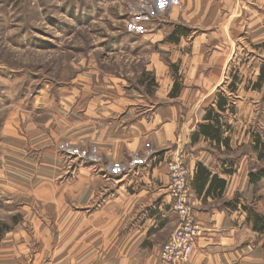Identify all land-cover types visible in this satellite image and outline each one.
<instances>
[{"label": "rangeland", "instance_id": "374dc122", "mask_svg": "<svg viewBox=\"0 0 264 264\" xmlns=\"http://www.w3.org/2000/svg\"><path fill=\"white\" fill-rule=\"evenodd\" d=\"M211 1L221 17L245 21L244 0ZM181 5L176 0H0V153L12 140L8 177L19 182L17 190L0 191V224L8 226L0 236V254L23 264H102L117 219L103 207L105 194L132 191L133 184L139 189L153 149H163L168 161L171 151L187 148L178 140L181 124L190 112L185 131L191 130L217 90L236 108L235 115L223 116L239 143L231 141L232 150L223 148L224 153L205 146L221 160L245 155L253 173L264 167L251 148L253 134L264 137V83L249 88L264 64L259 46L264 41L237 36L226 83L215 90L192 88L201 82L188 67L195 64L191 55L199 43L193 38L210 32L203 51L217 49L218 26L195 25ZM233 76L239 83L231 94L227 85ZM171 107L178 108L174 114H160ZM139 121L154 128L171 121L175 141L155 147L148 140L150 151L140 152L129 145L119 157L123 141L147 138L149 127L140 128ZM133 124L136 138L128 136ZM105 139L109 143L103 144ZM5 155L3 148L4 171ZM26 161L30 165H23ZM21 182H28L26 188ZM65 187L72 197L62 198ZM33 192L39 197L29 198ZM243 194L248 210L264 216V177ZM247 239L264 248V232L250 228Z\"/></svg>", "mask_w": 264, "mask_h": 264}, {"label": "crops", "instance_id": "0c3cea01", "mask_svg": "<svg viewBox=\"0 0 264 264\" xmlns=\"http://www.w3.org/2000/svg\"><path fill=\"white\" fill-rule=\"evenodd\" d=\"M210 2L212 1L176 0V4L181 5L182 3V12H186L191 17L188 20L194 21L195 25L210 24L218 26L213 32L218 41V48L215 49L213 45L212 51H203V43L211 39L212 35L210 32L202 33L203 36H195L193 40L199 42L197 43L198 48L193 49V54L191 55L195 64L190 66L182 65L183 67H190V70L200 75L194 76L195 79L201 81L198 84L195 83L192 87L197 90L210 88L215 90L223 82L226 83L225 72L228 65V57L231 56L233 49L232 41L237 36L243 37L247 35L250 40L264 41V0L242 1L241 7L245 8L243 14L246 17L245 21L242 22H236V20L232 19L228 20L225 16L224 18L221 17L219 15V7H215ZM210 13H213V16H210ZM219 49L220 51H218ZM259 66L256 74H258ZM189 77L190 74H187L185 78L188 79ZM238 83L239 81H236L237 87ZM216 96L217 92L213 95V99L206 106L204 105L205 107L199 112L201 119H195V124L205 121L206 110L210 105L215 106ZM199 102L201 101L199 100ZM177 109V107H171V109L165 110L160 114H174ZM224 114L235 115V106L233 112L226 109L224 113H221V120L228 125L224 136L230 137L229 149H226L222 143L217 144L201 134L195 140H192V134L196 131L197 124H194L188 132L185 131L190 126V112L189 117L181 124L182 132L178 136V140L181 142V138H183L181 143L184 145L188 143L187 148L183 149V154L184 161L191 173V211L200 224V231L187 261L180 264H264V248L261 247V244L257 246V244L249 243L247 239V231L250 228L255 232L256 230L249 223L247 210L244 209V206H246L244 197L241 196L244 195L243 192L246 193L248 186L251 184L249 182V173L252 170H249L245 164L247 162L245 155H241L235 160L232 156L227 155L224 160H221L214 150L205 146V143L214 145L224 153L223 148L230 151L231 147L232 150L231 141L235 142L238 140L239 137L234 135L235 131L231 121L228 123V120L223 116ZM161 115L156 120L161 121ZM179 116L180 114H178L177 118ZM173 118L175 119V115ZM156 123L159 122L157 121ZM139 126L140 128L149 127L148 130L151 133L146 132L148 139L143 137V141H123V144L120 145L121 149L117 150L120 152L119 157L125 154V147L128 148L129 145L136 146L138 149L134 147L136 148L134 150L140 152L148 149L146 147L148 140L155 147L164 146L166 143L170 144L175 141L177 133L175 132V125L171 121L163 124L161 128H154V126H149L147 122L142 121H139ZM130 128L134 131H131ZM128 133V136L135 134L136 138L134 124L129 126ZM10 141L13 143L12 140ZM11 143L7 144L6 142L3 145L6 153L5 158L7 156V147H11ZM107 143H109L107 139L103 140V144ZM3 148L0 153L1 158H3ZM148 150L150 151V149ZM113 151L115 150H112L111 153ZM163 151V149H153L151 151L146 168L147 171L141 178L142 182L138 184L139 189L133 184L134 186L129 189L132 191L126 192V189L121 191L122 188H120L115 193L105 194L103 207L104 209H110L109 211L113 217L117 214V219L111 225L114 234L111 242V252L105 256L106 259L102 264H156L161 246L169 238L178 221L177 215L171 209L172 196L168 190L169 180L166 169L168 155L166 156ZM110 157L112 156L110 155ZM8 159H5V171L2 166V159H0V191L17 190L19 187V182L9 180L8 170L11 165H8ZM23 165L30 164L26 161ZM200 167L205 169L209 175L203 188L198 192L195 185L196 175H199ZM213 175L225 181L224 189L219 195L212 192L206 194V189ZM39 183H37L38 187ZM20 184L26 188L28 182H21ZM31 195L29 197L31 199L36 198V196L39 197L37 193H31ZM82 195H79L80 198H83L84 195ZM53 196L50 195L49 197ZM69 197H72V191L69 190V187H65L62 198ZM228 202L232 205H227L226 203ZM79 229L83 230L84 228L80 227ZM116 233L117 235L115 236ZM70 247L72 250L75 249L72 246ZM107 260L108 262H106ZM0 264H23V261L4 252L0 254Z\"/></svg>", "mask_w": 264, "mask_h": 264}, {"label": "trees", "instance_id": "16d2710c", "mask_svg": "<svg viewBox=\"0 0 264 264\" xmlns=\"http://www.w3.org/2000/svg\"><path fill=\"white\" fill-rule=\"evenodd\" d=\"M183 32V31H182ZM183 35H185L183 33ZM260 47L264 48V42L259 44ZM235 76H233V81L229 82L227 85L228 91L232 94L237 91L236 81L234 80ZM264 83V64L259 66V71L255 81L251 82V86L249 88L258 90L262 88V84ZM229 97L224 93L219 91L217 92L215 106L210 105L206 113L204 115V120L201 123H198L196 126V131L192 134V140L198 135H203L205 138H208L215 143H222V145L229 149L230 137L224 136L225 129H228V125L221 120V113H224L226 109L230 112L234 111V106H230ZM252 150L256 153V158L258 160H264V137L257 135V133L252 135ZM200 173L196 175V185L195 188L200 192L207 180L206 170L202 167L199 168ZM205 172V174H204ZM264 177V167L257 170L256 173H249V182L251 184L258 182L261 178ZM225 186V181L223 179H218L216 175H213L208 188L206 189V194L212 192L213 194H221ZM227 205H232L231 203H226ZM244 209L247 210L249 223L252 224L253 229L259 232H264V216L256 213L250 212L246 206ZM0 226L4 227L0 229V236L4 233V230L8 229L6 224H0Z\"/></svg>", "mask_w": 264, "mask_h": 264}, {"label": "built area", "instance_id": "2783aa9c", "mask_svg": "<svg viewBox=\"0 0 264 264\" xmlns=\"http://www.w3.org/2000/svg\"><path fill=\"white\" fill-rule=\"evenodd\" d=\"M171 209L178 221L157 256L156 264H180L187 261L200 231V224L191 211L190 170L184 161L183 149H174L166 163ZM237 264V263H233Z\"/></svg>", "mask_w": 264, "mask_h": 264}, {"label": "bare ground", "instance_id": "6f19581e", "mask_svg": "<svg viewBox=\"0 0 264 264\" xmlns=\"http://www.w3.org/2000/svg\"><path fill=\"white\" fill-rule=\"evenodd\" d=\"M194 246V245H193ZM193 249V248H192Z\"/></svg>", "mask_w": 264, "mask_h": 264}]
</instances>
